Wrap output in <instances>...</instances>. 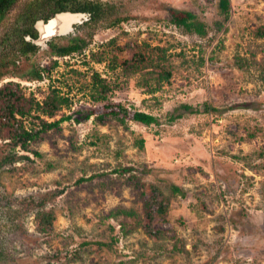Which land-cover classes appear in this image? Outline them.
Instances as JSON below:
<instances>
[{"label":"rangeland","instance_id":"1","mask_svg":"<svg viewBox=\"0 0 264 264\" xmlns=\"http://www.w3.org/2000/svg\"><path fill=\"white\" fill-rule=\"evenodd\" d=\"M33 1L19 0L0 24V86L17 82L38 99L52 88L68 94L71 106L55 120L86 107L105 111L91 96L99 72L111 85L108 102L152 113L160 123L109 117L100 124L77 114L42 132L30 149L17 147L13 153L27 157L0 168V264H264V36L255 35L264 27V0H229L228 19L220 0H102L127 19L97 25L84 51L57 56L44 44L35 63L5 64L11 45L2 38L13 35V15ZM170 8L194 13L206 34L177 26ZM78 29L89 37L87 23ZM111 39L167 46L176 67L170 82L148 93L137 75L90 59ZM33 64L42 79L27 77ZM183 102L201 111L170 120ZM33 122L25 119L38 127ZM9 152L0 139V155ZM150 194L162 196L166 210L148 232ZM43 211L53 213L50 225Z\"/></svg>","mask_w":264,"mask_h":264},{"label":"trees","instance_id":"2","mask_svg":"<svg viewBox=\"0 0 264 264\" xmlns=\"http://www.w3.org/2000/svg\"><path fill=\"white\" fill-rule=\"evenodd\" d=\"M19 0H0V23L6 18H9V11L15 8V4ZM51 1H56V6H50V11L46 15H42L45 6ZM116 4H111L109 1L102 0H35L33 4L20 8L13 17L14 20L10 21V25L14 26L13 35L11 32L2 38L3 42H7V46H18L22 51H36L38 46L31 41L24 38V34H31L32 37L36 36V29L32 27V23L39 18L48 17L50 14L60 11H78L88 12L90 15L87 25L90 27L89 37L77 36L69 39L64 45L50 44L51 52L57 56H67L73 52H82L88 45L89 38L93 36L94 30L97 25L109 23L108 25L119 24L126 16H118L116 12ZM221 11L228 19L230 14V1L220 0ZM171 21L177 26L183 27L187 32L198 33L205 35L206 29L203 22L196 20V15L188 10H179L170 8ZM22 25L26 30L22 32ZM17 31V33H16ZM16 33V34H15ZM256 36H264V27L259 29ZM8 40V41H7ZM15 41V43H14ZM90 59L102 63L109 61L111 69L121 68L125 74L137 75V84L145 89L146 92H156L163 87L165 83L170 82L174 72L175 63L172 59V54L169 48L165 45L152 44L146 39L138 40L133 39L119 44L116 39H111L106 43L105 47L96 50H91L89 53ZM57 60L52 62V67H56ZM245 60L239 58L237 60L238 66H243ZM108 65V64H107ZM30 75L27 76L30 80L42 79V70L33 64L30 66ZM108 67V66H107ZM76 71V70H74ZM92 89L91 96L93 101L102 103L105 111L96 114L95 110L91 107L81 108L75 114H67L60 119L49 120L54 118L63 108L71 106V98L68 94L62 93L58 88H52L51 91L43 98L38 99L34 94L26 96L23 88L19 83L8 81L0 86V139L5 140L9 146V153L0 155V168L7 163H11L22 157L13 151L20 147L22 149H30L29 144L37 140L42 132L51 129H60L61 123L66 119H73L79 114L80 118H90L94 115L97 123L105 124L109 117L119 119L125 122L126 119H131L135 122L151 125L159 124L160 121L157 116L152 113L142 110H131L123 103L108 102L109 91L111 85L99 72H94L92 76ZM107 101V102H106ZM205 111L209 108L205 106ZM200 108H195L192 104L183 102L176 106L169 112L170 120L181 118L185 113L200 112ZM33 117L38 119V127H28L25 124V119ZM140 146H144V139H140ZM8 149V148H6ZM36 154L38 152L34 151ZM178 190V187L174 188ZM156 190L155 186H150V193ZM146 220L144 228L150 232L152 230L153 221L157 213H163L166 210L165 199L158 194H150L144 201ZM156 206V207H155ZM153 207H155L153 209ZM125 215H134L133 209H122ZM42 220H46V224L50 225L53 221V213L43 211L39 214ZM142 224L141 218L138 220ZM123 229V222H119ZM154 233V232H151Z\"/></svg>","mask_w":264,"mask_h":264},{"label":"flooded vegetation","instance_id":"3","mask_svg":"<svg viewBox=\"0 0 264 264\" xmlns=\"http://www.w3.org/2000/svg\"><path fill=\"white\" fill-rule=\"evenodd\" d=\"M56 6L57 4H56V1H51V2H49L48 3V9L50 10V6ZM67 11V10H66ZM74 12V11H73ZM76 12H78V11H76ZM55 13H57V12H55ZM86 13V15H87V17L85 18V19H83L81 22H79V23H75L74 25H73V28H72V30L68 33V34H64V35H57V36H54V37H52L51 39H49L47 42H46V46H48L50 49H51V47H50V44L51 43H53V44H59V43H56V42H54V40H56V38L58 37V36H62L63 38H66L67 39V41L69 40V39H73V38H75V37H77V36H81V32H82V30L81 29H78V25H81V24H85L87 21H89V18H90V15H89V13L88 12H85ZM52 16H48V17H46V18H43V19H41V20H43V21H45V22H47L48 20H49V18H51ZM39 20V19H38ZM37 21V20H36ZM36 21L35 22H33L32 23V27L33 28H35L36 29V36L35 37H32V35L31 34H27V33H25L24 34V38L26 39V40H28V41H31V42H33V40L34 39H36V38H38V36H39V31L37 30V28H36ZM1 24V23H0ZM22 27V32H24L25 30H26V28H25V26L24 25H22L21 26ZM15 30V29H14ZM13 30V31H14ZM75 30H77L76 32H75ZM16 33H17V31H16ZM15 33V34H16ZM65 39V40H66ZM67 41H65L66 43H67ZM14 43H15V41H14ZM34 43V42H33ZM35 44V43H34ZM37 46H38V49L34 52V51H32V50H28V51H22L21 49H19L18 48V46H10V48H7V50H3V55H2V59H3V62L5 63V64H8V65H13V66H16V65H18L19 63H20V61H24L25 63H29V64H32V63H35V61L32 59V56L33 55H36V53H37V51L39 50V48H41L42 47V45H38V44H36ZM64 45V44H63ZM9 47V46H8ZM74 53V52H73ZM70 55V54H69Z\"/></svg>","mask_w":264,"mask_h":264},{"label":"water","instance_id":"4","mask_svg":"<svg viewBox=\"0 0 264 264\" xmlns=\"http://www.w3.org/2000/svg\"><path fill=\"white\" fill-rule=\"evenodd\" d=\"M86 17L85 12L67 10L55 13L47 22L38 20L36 28L39 31V36L33 42L38 45H44L54 36L68 34L75 23L81 22Z\"/></svg>","mask_w":264,"mask_h":264}]
</instances>
